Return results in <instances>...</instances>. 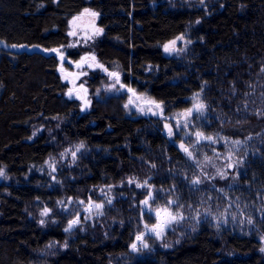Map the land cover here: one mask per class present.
Wrapping results in <instances>:
<instances>
[{
	"label": "trees",
	"instance_id": "1",
	"mask_svg": "<svg viewBox=\"0 0 264 264\" xmlns=\"http://www.w3.org/2000/svg\"><path fill=\"white\" fill-rule=\"evenodd\" d=\"M88 7L104 29L91 46L104 70L120 72L167 114L200 93L209 115L198 129L249 145L228 188L247 207L249 227L220 230L207 220L169 245L130 251L147 194L131 182L182 188L189 161L162 121L128 117L124 96L97 100L85 114L64 97L59 58L42 50L65 45L69 20ZM180 37L190 42L186 53L165 55L163 45ZM79 144L88 152L64 160ZM106 186L116 201L100 223L69 233L70 215L58 205ZM261 249L264 0H0V264H264Z\"/></svg>",
	"mask_w": 264,
	"mask_h": 264
},
{
	"label": "rangeland",
	"instance_id": "2",
	"mask_svg": "<svg viewBox=\"0 0 264 264\" xmlns=\"http://www.w3.org/2000/svg\"><path fill=\"white\" fill-rule=\"evenodd\" d=\"M86 9L88 12H85ZM86 9L69 20L67 43L58 48L59 51L42 50L59 58V73L62 82L67 86L63 93L64 97L78 102L81 113L85 114L91 111L93 103L97 100L110 96H124L126 115L133 119L162 121L164 135L187 156L189 161V166L181 177L182 188L186 187L187 190V198L180 187L176 189L175 186H155L150 184V179H145L141 183L131 182L147 194L141 201V231L136 234V238L142 236L143 240L138 241L135 238L133 244L137 245V249L133 250L131 245L130 251L141 254L151 247L152 242L163 243L162 246L169 245L188 232L194 231L198 224L207 220L220 230L233 226L241 229L249 227L247 207L239 206L236 197L228 190L233 188L235 181L245 170L246 158L251 152L249 145L240 139L221 140L217 136H207L198 129L199 123L207 124L206 119L209 115L200 93L192 95L191 105L187 109L167 114L165 107L151 98L147 92L138 91L130 84H125L120 72L113 71L115 75H111L112 73L104 70L91 48L104 34V29L99 26V14L97 16L90 14L97 11L91 7ZM98 29L102 31H97ZM173 41L164 44L162 50L169 57H181L186 53L190 42L186 37ZM165 45H169L172 50L165 51ZM75 55L78 56L76 59L72 57ZM201 104L204 107L197 111L196 106ZM42 130L43 128H39L34 135L40 134ZM197 133L202 135L197 136ZM237 141L239 143H235ZM185 148L188 149L187 152ZM87 152L85 146L73 145L67 150L64 160L66 156L78 158ZM52 166L54 165H49L53 169ZM197 180L198 183L195 182ZM218 180L230 182L228 186L221 187L217 184ZM113 194V189L106 186L99 188L95 196L89 199L74 197L63 199L58 206L60 210L70 215L69 225L72 221H77L71 227L68 225L67 231L73 233L99 224L100 219L106 214L105 209L108 206L112 207L116 201ZM48 214L47 210L46 215ZM158 225L164 226L160 236L152 231ZM145 244L147 247H144Z\"/></svg>",
	"mask_w": 264,
	"mask_h": 264
},
{
	"label": "snow or ice",
	"instance_id": "3",
	"mask_svg": "<svg viewBox=\"0 0 264 264\" xmlns=\"http://www.w3.org/2000/svg\"><path fill=\"white\" fill-rule=\"evenodd\" d=\"M85 12H88V10L86 9L85 10ZM92 16H97L98 15V13H95V12H92V13H90ZM78 19V18H77ZM97 31H102V29H98ZM71 35H75V33H70ZM181 39H182V37H181ZM175 43V41H173L172 42V44H174ZM13 47H15V45H13ZM164 48H165V51H171L172 49L170 48V46L169 45H165L164 46ZM52 51H59L58 49H53ZM61 59H63V57H61ZM111 75H115V73H112ZM69 95H71V92H69ZM197 107V111H199L201 108H203L204 106L201 104V105H197L196 106ZM190 111L191 110H189V114H190ZM169 131L171 132V129H169ZM202 134L201 133H197V136H201ZM205 139H212L211 137H205ZM235 143H239L238 141L237 142H235ZM186 152L188 151V149L187 148H185L184 149ZM189 155H191V153L189 152L188 153ZM196 183H198L199 181L197 180V181H195ZM145 204H147V201H145L144 202ZM97 207H100V205H97ZM44 215H46L47 214V210H45V213H43ZM249 222H251V221H249ZM41 223H43V221H41ZM77 223V221H72V224H76ZM72 224H70L69 225V227H71L72 226ZM163 225H158V226H155L153 229H152V231H154L155 233H156V235L157 236H160L161 235V231H162V229H163ZM159 229V230H158ZM67 230V229H66ZM138 241H142L143 240V237L142 236H138L137 238H136ZM144 247H147V245L145 244L144 245ZM132 248H133V250H136L137 249V245L134 243V244H132ZM261 251H264V249H261Z\"/></svg>",
	"mask_w": 264,
	"mask_h": 264
}]
</instances>
